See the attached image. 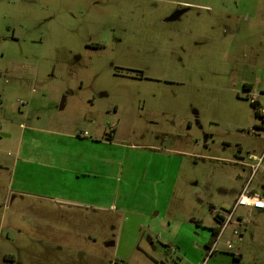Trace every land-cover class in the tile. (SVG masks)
Listing matches in <instances>:
<instances>
[{
    "label": "rangeland",
    "instance_id": "obj_1",
    "mask_svg": "<svg viewBox=\"0 0 264 264\" xmlns=\"http://www.w3.org/2000/svg\"><path fill=\"white\" fill-rule=\"evenodd\" d=\"M241 1L0 0V264L210 243L249 178L239 164L264 150L244 71L229 72L256 55L264 69V0ZM249 188L264 199V161ZM237 215L231 250L244 233L243 263L264 264V209Z\"/></svg>",
    "mask_w": 264,
    "mask_h": 264
},
{
    "label": "crops",
    "instance_id": "obj_2",
    "mask_svg": "<svg viewBox=\"0 0 264 264\" xmlns=\"http://www.w3.org/2000/svg\"><path fill=\"white\" fill-rule=\"evenodd\" d=\"M241 3H243V1L237 0V3H235L234 5L232 4L233 5L232 9H237L239 7H242V6H238ZM224 4L225 3L219 4V7L217 8L222 9L221 12H223L228 17L233 16L235 13H233L232 10L231 11L223 10L224 8H227V6H225ZM200 8H203L206 11L207 10L213 11L211 6L200 5ZM245 19L249 20L248 17H246ZM220 27H222V30L224 32V37L228 35V33H230L231 37H233V28L231 27L229 28L226 25L220 26ZM245 55L248 56L249 54H245ZM253 55H255L254 52H252V56ZM255 58L251 64L246 63L244 65L242 63L241 64L232 63L230 65L231 69L229 72L230 73L235 72L236 74H238L239 68L243 69L244 76L241 79L242 93H244L246 97L250 98V101H255L258 105H260V100L264 99V69L260 65H258ZM235 78H236L235 82L232 83L231 86H232V89L237 92L239 91L238 90L239 86H237L239 77L236 75ZM230 81H233V78H231ZM260 131H261L260 135H264V128H261ZM95 165L96 166L93 165V167L98 168V163H95ZM239 165L248 169L244 165H241V164ZM243 186H241L237 190V192L233 196L232 201H234L235 197L238 195V193L240 192ZM29 196L33 198H38L39 200L49 201L50 204H52L53 208H55V210L59 212L69 211V209L74 207V205H71L69 202V195H29ZM217 224H218L217 221H215L214 219V224L211 225L210 228L218 227ZM247 228L249 229L250 227L247 226ZM228 230L229 229H227L223 234V239H225V241H229L228 240L229 238L226 237V232ZM47 232L52 233V231H47ZM244 237H245L244 233H241V237L240 239H238V244L235 245V250H231V251L226 250L225 245L222 243L224 245V246L222 245L223 248L222 249L219 248L218 250L221 253L216 254L217 251L214 252L205 263H204V258H205V249H206L205 245L206 244L203 245L201 243H192L191 245H187V244L184 245V243H180V242H174L175 243L174 245L176 246H173V247H170L168 246V244L163 243L165 246V251L157 253L156 248L154 249L155 251L154 253H156L157 256L155 254L152 255L150 253L145 254L144 252L140 251L141 255L136 256L135 258H133L132 261L130 260V262H135L136 264H244L243 262L246 260V257L244 256V251L246 247L247 248L249 247V242L244 243ZM136 241H137L136 242L137 246L140 247L141 241L139 240H136ZM108 243L110 245L112 244V241H108ZM108 243L106 244L108 245ZM150 243L152 244L153 242L151 241ZM244 244H246V246H244ZM228 254H231V255H228ZM88 256L92 257L91 259H92L93 264L95 262L97 264H104L106 262L105 261L106 259L103 256H101L100 258L91 256V255H88ZM130 262L129 260H126V258L119 257L115 259L112 258L109 264H129ZM248 264H261V261L258 257H256V259L254 257L252 261Z\"/></svg>",
    "mask_w": 264,
    "mask_h": 264
},
{
    "label": "built area",
    "instance_id": "obj_3",
    "mask_svg": "<svg viewBox=\"0 0 264 264\" xmlns=\"http://www.w3.org/2000/svg\"><path fill=\"white\" fill-rule=\"evenodd\" d=\"M247 161L243 162L242 165L249 169V178L245 182L244 186L235 197L231 206L225 208L221 211H213V216L215 221L218 223V232L215 235L213 241L206 247L205 249V258L204 263L209 259V257L217 251V246L220 240L223 237L224 232L230 228V225H234V219L236 217V221L239 224L243 223V218L241 215H237V211L239 208H258L264 209V199L250 190L251 181L256 174L259 166L264 161V150H262L260 156H256L253 154H247ZM249 162V163H247ZM232 234L235 236L240 235L238 229L234 227ZM226 250H231V244L229 241L224 243Z\"/></svg>",
    "mask_w": 264,
    "mask_h": 264
},
{
    "label": "trees",
    "instance_id": "obj_4",
    "mask_svg": "<svg viewBox=\"0 0 264 264\" xmlns=\"http://www.w3.org/2000/svg\"><path fill=\"white\" fill-rule=\"evenodd\" d=\"M251 105H252V108H253V110H254V116H255L256 118H259V119L261 120V123H262V125L259 126L258 128H259V129L264 128V127H263V125H264V114L261 113V112L258 110V104H257L255 101L251 102ZM109 137H110V136H109ZM210 231H211V238H210V243H211V242L213 241L215 235H216L217 232H218V227L210 228ZM210 243H209V244H210ZM209 244H207V246H208ZM207 246H206V247H207Z\"/></svg>",
    "mask_w": 264,
    "mask_h": 264
}]
</instances>
